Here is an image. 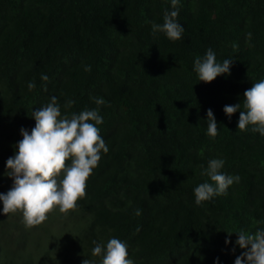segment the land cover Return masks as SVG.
<instances>
[{
    "label": "trees",
    "instance_id": "16d2710c",
    "mask_svg": "<svg viewBox=\"0 0 264 264\" xmlns=\"http://www.w3.org/2000/svg\"><path fill=\"white\" fill-rule=\"evenodd\" d=\"M178 8L184 31L173 41L152 32L175 10L171 0H0V193L13 183L5 164L20 130L31 132L32 112L52 97L62 116L98 109L109 149L67 215L57 208L26 227L22 212L5 215L0 202V264H101L93 242L111 238L127 244L134 264H234L244 251L236 233L264 229V136L240 131L239 111H223L244 110L243 93L264 79V0H179ZM208 49L234 62L205 83L194 62ZM212 159L240 180L197 205Z\"/></svg>",
    "mask_w": 264,
    "mask_h": 264
},
{
    "label": "clouds",
    "instance_id": "9594fccd",
    "mask_svg": "<svg viewBox=\"0 0 264 264\" xmlns=\"http://www.w3.org/2000/svg\"><path fill=\"white\" fill-rule=\"evenodd\" d=\"M179 0H171L172 8L166 11L162 24H152L153 34L162 32L170 40H180L184 31L177 22ZM246 39L251 40V33ZM235 47V46H234ZM234 58L217 62L212 49H208L204 57L194 62V71L199 81L212 82L220 75L230 74ZM85 71H91V66H85ZM41 79L48 80L47 75ZM35 83L28 84L29 90L35 88ZM46 90V89H45ZM95 103L103 105V98H94ZM75 101L69 100L65 107L70 108ZM237 103L223 108L224 113L231 117L239 111L237 128L247 131L249 126L253 132L264 136V79L252 83L251 88L243 93V109ZM207 134L215 138L218 135V125L211 109L207 110ZM35 126L29 133L21 129L22 139L16 145V153L6 161L5 176L13 183L6 193H0L2 212L5 215L22 212L26 227H36L45 222L48 214L57 208L67 215L76 210L78 201L86 196L87 180L93 170L98 167L101 152L109 151L98 125L103 123V117L98 109H85L69 115H61L57 99L32 112ZM70 161V163H69ZM223 159H212L201 173L209 177V182L199 184L194 189L195 203L200 205L214 196L226 195L227 189L233 183H238L240 177L227 175L220 170L224 167ZM135 215H141L139 209ZM237 234L236 245L244 249L237 256L234 264H264V229L248 234L240 231ZM231 235V234H229ZM92 249L93 256H102L101 264H134L128 258V246L117 238L108 240L106 246L96 243ZM229 241L226 239L225 244ZM82 264H91L88 259Z\"/></svg>",
    "mask_w": 264,
    "mask_h": 264
}]
</instances>
